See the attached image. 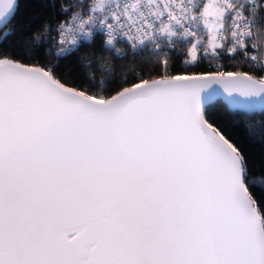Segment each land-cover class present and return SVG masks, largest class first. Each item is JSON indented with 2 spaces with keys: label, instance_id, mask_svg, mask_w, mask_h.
Masks as SVG:
<instances>
[{
  "label": "snow or ice",
  "instance_id": "obj_1",
  "mask_svg": "<svg viewBox=\"0 0 264 264\" xmlns=\"http://www.w3.org/2000/svg\"><path fill=\"white\" fill-rule=\"evenodd\" d=\"M45 2L10 44L0 0V264H264V163L207 113H264V0Z\"/></svg>",
  "mask_w": 264,
  "mask_h": 264
},
{
  "label": "trees",
  "instance_id": "obj_2",
  "mask_svg": "<svg viewBox=\"0 0 264 264\" xmlns=\"http://www.w3.org/2000/svg\"><path fill=\"white\" fill-rule=\"evenodd\" d=\"M18 5L16 19L19 28L15 35L7 38L10 44L12 41L23 37L26 33L39 29L46 20L51 18L53 13L52 7L45 0H19ZM0 36H2V31ZM98 42L99 37H97V44ZM81 51H84V49H81ZM75 59V56H71L66 60H62V67L71 65ZM116 63L120 64L121 62L116 61ZM207 113L211 119L215 120L230 135L239 140L247 152L252 165L259 167L264 163V147L255 140L250 139L245 131L246 123L258 125L264 121V113L261 111L249 113L242 110H232L221 98L208 104Z\"/></svg>",
  "mask_w": 264,
  "mask_h": 264
},
{
  "label": "water",
  "instance_id": "obj_3",
  "mask_svg": "<svg viewBox=\"0 0 264 264\" xmlns=\"http://www.w3.org/2000/svg\"><path fill=\"white\" fill-rule=\"evenodd\" d=\"M17 2H19V0H17ZM2 30H0V32H1ZM218 98H221L232 110H242V111H245V112H247L246 110H244V109H242V108H237V107H234L233 105H231L230 103H229V100H228V98L223 94V93H221V94H219L218 96H216L215 97V99L214 100H216V99H218ZM208 106V105H207ZM256 111H260V109L259 108H257V109H255L254 110V112H256ZM249 113H252V112H249Z\"/></svg>",
  "mask_w": 264,
  "mask_h": 264
},
{
  "label": "built area",
  "instance_id": "obj_4",
  "mask_svg": "<svg viewBox=\"0 0 264 264\" xmlns=\"http://www.w3.org/2000/svg\"><path fill=\"white\" fill-rule=\"evenodd\" d=\"M120 47H123V45H121Z\"/></svg>",
  "mask_w": 264,
  "mask_h": 264
}]
</instances>
